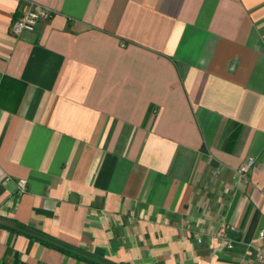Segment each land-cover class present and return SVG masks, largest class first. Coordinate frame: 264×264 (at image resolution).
<instances>
[{
    "label": "crops",
    "instance_id": "crops-1",
    "mask_svg": "<svg viewBox=\"0 0 264 264\" xmlns=\"http://www.w3.org/2000/svg\"><path fill=\"white\" fill-rule=\"evenodd\" d=\"M262 229L264 0H0V264H264Z\"/></svg>",
    "mask_w": 264,
    "mask_h": 264
},
{
    "label": "built area",
    "instance_id": "built-area-1",
    "mask_svg": "<svg viewBox=\"0 0 264 264\" xmlns=\"http://www.w3.org/2000/svg\"><path fill=\"white\" fill-rule=\"evenodd\" d=\"M54 14L53 9L39 5L34 2H27L23 5L20 14L13 20L10 26L11 34L18 36L23 33H34L42 19H50ZM255 158L249 160L239 169L240 174L244 175L254 164ZM27 188V180H19V192H24ZM260 236L264 238V229L260 231ZM201 239L199 238V241ZM223 246L231 248L233 243L230 239H223Z\"/></svg>",
    "mask_w": 264,
    "mask_h": 264
}]
</instances>
